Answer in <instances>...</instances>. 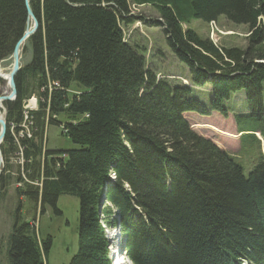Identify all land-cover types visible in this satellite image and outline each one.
I'll list each match as a JSON object with an SVG mask.
<instances>
[{"label":"trees","instance_id":"16d2710c","mask_svg":"<svg viewBox=\"0 0 264 264\" xmlns=\"http://www.w3.org/2000/svg\"><path fill=\"white\" fill-rule=\"evenodd\" d=\"M29 4L40 24L23 48L24 54L28 44L31 58L15 76L17 97L4 103L3 168L9 166V151L20 152V169L28 181L41 180V190L18 172L17 196L40 202L43 213L48 206L61 214L60 195L78 198L77 252L68 264H112L107 231L116 226L121 253L132 264H240L242 259L264 264V151L244 174L238 157L197 134L184 117L187 111L233 112L227 100L243 90L247 109L240 114L258 121L260 133L236 124L235 114L234 134L208 127L239 140L253 131L261 142L264 0ZM131 4L157 10L161 21L150 22L165 27L169 48L188 66L191 86L156 79L146 66L145 47L123 40L121 23L135 20ZM221 15L247 26L245 48L217 45L181 29L182 22L210 23ZM26 18L24 0H0V62L11 55ZM207 85L212 90L205 104L193 96V86ZM73 86L79 89L73 92ZM32 94L38 95L37 109L28 115L23 105ZM59 115L67 121H58ZM24 116L30 117V137L20 126ZM11 123L18 125L12 133ZM49 124L64 126L74 147L45 149ZM7 182L2 171L0 198ZM15 210L6 264H48L51 236L39 239L22 219L20 201Z\"/></svg>","mask_w":264,"mask_h":264},{"label":"rangeland","instance_id":"374dc122","mask_svg":"<svg viewBox=\"0 0 264 264\" xmlns=\"http://www.w3.org/2000/svg\"><path fill=\"white\" fill-rule=\"evenodd\" d=\"M128 3H130V0H128ZM130 10L131 14L135 16V20L129 25H124L121 23L120 26L122 27L123 31V40L125 42L127 41L130 45H141L145 47L146 66L156 75V79H162L171 84L177 83L183 86L191 85L188 66L184 62L176 59L166 42L163 32L165 27L162 25L156 26L150 22L151 19H157L159 22L161 21L157 10L152 5L136 6L133 4H131ZM181 25L183 29L188 28L202 38H209L211 41V38H213V43L217 45L227 47L238 46L242 48H245L246 46V37L248 35L247 26L235 25L222 15L219 16L217 20L212 23V25L197 19L189 20L188 22L182 23ZM31 26L32 25L29 23V27ZM25 44L23 45V48ZM26 47V52H24V54L22 48L20 57L21 66L27 63L31 58L30 47L28 44ZM10 63L11 55L10 58L8 57L0 62V69L4 70V74L10 71ZM260 63H264V61H261ZM2 84L3 81L0 80V86ZM72 88L73 92H76V88L79 89L77 86H73L70 89ZM211 90L212 89L210 85L196 87L193 90V96L199 98L202 102L207 104L209 102V97L211 96ZM36 96L38 95L32 94L29 96L25 105H23L27 108L28 115L35 112V109L31 108V106L34 105L37 107V101L35 98ZM32 98L34 102L31 101ZM30 101L31 104L29 105ZM226 105L233 112L227 111L225 114H221L217 111H211L209 115H201L194 111H187L184 113V117L188 120L191 128L195 130L197 134L211 139L218 147L237 156L240 159L244 174H248L258 160L260 152L262 151L263 153L264 151V137L260 138L261 142L259 143L257 141V136L253 133V131H247L249 134L244 135L240 140L228 138L210 129L208 126L212 125L219 130L233 134L236 133L234 127L235 123L237 124V122L242 128L258 129L256 130L258 132H260L259 129H261V127H258L259 122L251 116L240 114L247 109L243 90H238L232 93L227 100ZM4 108L5 105H3V109ZM232 114H235V119H238V121H235V123L232 120ZM6 115L7 107L5 116ZM57 118L58 121H67V117H64L63 115H59ZM24 121L25 123L23 124ZM23 122V130H25L29 125L30 117H24ZM16 126L18 125H14L12 123L10 124L11 133ZM46 126L47 128L44 138L45 149L67 150L74 147V145L62 133L65 130L64 126L61 127V125L59 126L58 124H49ZM19 153L20 152L16 153V150L9 151V155L7 154L9 166L8 168L4 167L2 170L4 171L8 182L6 183V187L3 190L5 193L3 194V197L0 198V264H6L7 238L11 231L13 215L16 211L15 209L19 201V213L22 216V219L28 221L34 226L39 239L45 238L46 236H51L52 238V245L48 253L47 263L68 264L70 259L77 252L79 200L73 195H60L56 206L61 211V214H56L54 210L48 206L44 207L45 210L43 213L40 210L42 209V206L39 202L33 203L25 196H17L16 188L22 186L15 181V175L18 174V172L19 176L24 178L25 182H29L34 186H38L39 191L41 190V180L35 179L31 182L28 181L23 170L20 169L22 158ZM110 178L111 180H114L115 174H110ZM111 238V242H113L120 237L118 235L114 236V234H112ZM118 243H120V241H118ZM115 247L117 248V245L112 246V248ZM117 259L118 258H116V260ZM116 260H114V262H116ZM125 264L129 263L126 262Z\"/></svg>","mask_w":264,"mask_h":264},{"label":"water","instance_id":"95a60500","mask_svg":"<svg viewBox=\"0 0 264 264\" xmlns=\"http://www.w3.org/2000/svg\"><path fill=\"white\" fill-rule=\"evenodd\" d=\"M24 5L27 13V19H26V27L23 32V34L17 39L15 42L12 54H11V67L10 71L4 76V80L7 82L8 90L5 91L3 94H0V103L1 102H13L17 97V91H16V85H15V76L19 72L21 64H20V57H21V50H22V42L27 40L31 35H33L39 26V22L32 11L29 0H24ZM32 21V26L29 27V22ZM0 76H2L0 74ZM6 112H4V117H0V145L3 141L5 129H6ZM3 159L2 154L0 150V166L2 165ZM1 173V170H0ZM116 251V250H115ZM121 255V252L118 254L117 258Z\"/></svg>","mask_w":264,"mask_h":264},{"label":"bare ground","instance_id":"6f19581e","mask_svg":"<svg viewBox=\"0 0 264 264\" xmlns=\"http://www.w3.org/2000/svg\"><path fill=\"white\" fill-rule=\"evenodd\" d=\"M214 21H211L210 23H208L209 25H212V23H213ZM31 25H32V21H30L29 22ZM182 23H185V22H182ZM181 23V24H182ZM40 24V23H39ZM180 24V25H181ZM39 27V26H38ZM181 27H182V25H181ZM181 29H183V28H181ZM187 29V28H186ZM28 40V39H27ZM25 42H26V40L25 41H23L22 42V48H23V45L25 44ZM21 52H22V50H21ZM9 58H10V56H9ZM11 63H12V60H11ZM10 63V64H11ZM3 71L4 70H1L0 69V74L2 75V76H0V80H2L3 81V84L0 86V94H3L5 91H7L8 90V86H7V81L6 80H4V76L7 74H4L3 73ZM189 77H190V75H189ZM183 81V80H182ZM69 91V90H68ZM32 101V100H31ZM31 101L29 102V105L31 104ZM33 102V101H32ZM28 103V102H27ZM3 105H4V102H1L0 103V117L1 118H3L4 117V112H6V109L4 108L3 109ZM2 109H3V112H2ZM246 111V110H245ZM244 114H248V112H245ZM25 118H27V116H24ZM23 122V121H22ZM25 123V121L23 122V124ZM23 124H20V126H22V127H24L23 126ZM26 126V125H25ZM46 128H47V126H46ZM46 128H45V130H44V138H45V133H46ZM6 129H7V122H6ZM6 129H5V134H6ZM29 129V130H28ZM26 131H27V136L28 137H30V134H31V130H30V128L28 127V128H26ZM241 133H243V132H241ZM5 134H4V136H5ZM3 140H4V138H3ZM3 142V141H2ZM1 145H2V143H1ZM1 145H0V150H1ZM47 145V144H46ZM44 146H45V140H44ZM47 147V146H46ZM47 149V148H46ZM43 150V149H42ZM47 150H51V149H47ZM53 151V150H52ZM44 152V151H43ZM1 154H2V150H1ZM21 155V154H20ZM2 159H3V154H2ZM3 164H4V159H3V162H2V165L0 166V170H1V172H2V170H3ZM43 170V169H42ZM0 175H1V173H0ZM22 184V183H21ZM40 203V202H39ZM41 210V209H40ZM40 210H38V211H40ZM34 221V220H33ZM116 248V247H115ZM115 264H119V259H117L116 260V262H115Z\"/></svg>","mask_w":264,"mask_h":264},{"label":"built area","instance_id":"2783aa9c","mask_svg":"<svg viewBox=\"0 0 264 264\" xmlns=\"http://www.w3.org/2000/svg\"><path fill=\"white\" fill-rule=\"evenodd\" d=\"M31 108H33V109H35V110L37 109V107H36V106H34V105H32V106H31Z\"/></svg>","mask_w":264,"mask_h":264},{"label":"crops","instance_id":"0c3cea01","mask_svg":"<svg viewBox=\"0 0 264 264\" xmlns=\"http://www.w3.org/2000/svg\"><path fill=\"white\" fill-rule=\"evenodd\" d=\"M193 88H196V87H193ZM259 136V135H258ZM258 138H262V137H258Z\"/></svg>","mask_w":264,"mask_h":264},{"label":"clouds","instance_id":"9594fccd","mask_svg":"<svg viewBox=\"0 0 264 264\" xmlns=\"http://www.w3.org/2000/svg\"><path fill=\"white\" fill-rule=\"evenodd\" d=\"M194 87V86H193Z\"/></svg>","mask_w":264,"mask_h":264}]
</instances>
